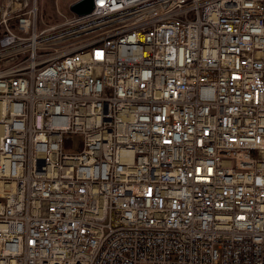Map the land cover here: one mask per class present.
<instances>
[{"label":"built area","instance_id":"obj_1","mask_svg":"<svg viewBox=\"0 0 264 264\" xmlns=\"http://www.w3.org/2000/svg\"><path fill=\"white\" fill-rule=\"evenodd\" d=\"M92 3L0 0V264H264V0Z\"/></svg>","mask_w":264,"mask_h":264},{"label":"rangeland","instance_id":"obj_2","mask_svg":"<svg viewBox=\"0 0 264 264\" xmlns=\"http://www.w3.org/2000/svg\"><path fill=\"white\" fill-rule=\"evenodd\" d=\"M78 1L80 0H37L38 31L71 19L73 14L70 7Z\"/></svg>","mask_w":264,"mask_h":264},{"label":"water","instance_id":"obj_3","mask_svg":"<svg viewBox=\"0 0 264 264\" xmlns=\"http://www.w3.org/2000/svg\"><path fill=\"white\" fill-rule=\"evenodd\" d=\"M93 9L92 0H80L71 5L70 12L75 16L88 15Z\"/></svg>","mask_w":264,"mask_h":264}]
</instances>
